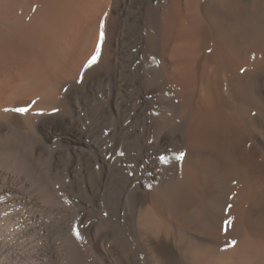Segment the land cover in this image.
<instances>
[{"label":"bare ground","instance_id":"obj_1","mask_svg":"<svg viewBox=\"0 0 264 264\" xmlns=\"http://www.w3.org/2000/svg\"><path fill=\"white\" fill-rule=\"evenodd\" d=\"M0 264H264V0H0Z\"/></svg>","mask_w":264,"mask_h":264},{"label":"rangeland","instance_id":"obj_2","mask_svg":"<svg viewBox=\"0 0 264 264\" xmlns=\"http://www.w3.org/2000/svg\"><path fill=\"white\" fill-rule=\"evenodd\" d=\"M68 184L66 179L63 183L59 184V188L62 187L63 192L66 193L67 197L62 199V203H50L41 198L39 192L35 187L28 188L27 192L33 197L39 198L40 206L37 207L38 215L40 218V229L34 230L31 224L28 222V217L31 215V210L28 213L24 209V215L20 224V228L17 231L16 237L20 234L21 240L27 249L34 251L35 255H38L42 249H46L45 255L47 258L51 259L49 256V251L54 247H63L62 238L69 230V224L77 213L72 211L73 202L71 200L70 194L67 191ZM66 185V187H64ZM112 195H116V191L112 190ZM115 193V194H114ZM28 216H27V214ZM23 215V216H24ZM14 218L16 220L21 219V215H17ZM38 263V261H36Z\"/></svg>","mask_w":264,"mask_h":264},{"label":"snow or ice","instance_id":"obj_3","mask_svg":"<svg viewBox=\"0 0 264 264\" xmlns=\"http://www.w3.org/2000/svg\"><path fill=\"white\" fill-rule=\"evenodd\" d=\"M106 16H107V13H105V18H106ZM104 28H105V20H104V18H102L100 20V23H99V37H98V42H97V45H96V51L91 56V58L87 61V64L85 65V68L91 67L93 64H95L97 62L99 56H100L101 46L103 45V42L105 40ZM32 103L34 104L35 101H32ZM28 110H29V108L27 106H25V107H15V108H12V109H5V111H13V112H17V113H20V114H24V113L28 112ZM185 155H186V153L181 151V152L174 153L173 158L176 161H178V162H182L184 160V158H185ZM160 160L163 163H168L169 162V157L161 156ZM228 208H231V205H228ZM223 225H224V231L227 232L228 229L231 228L232 225H233V218L232 217H228L227 219H225L223 221ZM73 231H74V234H75L77 239H81L82 238L78 229H73ZM235 244H236V241L233 239V240L229 241L226 244V247L224 249H222V250H226L227 247L234 246Z\"/></svg>","mask_w":264,"mask_h":264}]
</instances>
